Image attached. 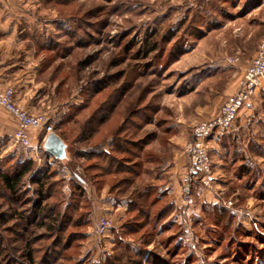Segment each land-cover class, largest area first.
<instances>
[{
  "label": "rangeland",
  "instance_id": "1",
  "mask_svg": "<svg viewBox=\"0 0 264 264\" xmlns=\"http://www.w3.org/2000/svg\"><path fill=\"white\" fill-rule=\"evenodd\" d=\"M38 2L43 7V24L55 22L43 29V34L50 37L53 46L59 44L58 55L53 50L44 54V67L52 66V75L43 78L46 89L54 94L51 111L55 115L62 112L60 117L70 114L85 102L84 94L93 82L105 80L109 87L77 117L82 121L95 103L124 86L119 111L113 118L118 119L119 114L125 118L135 110L134 120L139 125L135 139L146 140L141 152L143 160H139L146 173L119 195L116 190L109 191L111 179L104 185L103 194L102 189L97 191L90 180H85L81 208L73 217L84 224L80 228L67 227L63 233L48 234L44 229L29 227L20 240L7 231L12 223L0 225V264H27L22 252L26 241L36 251L35 264L137 263L132 253L129 260L115 263L119 255L114 250L116 233L132 252L142 248L141 238L149 240L143 248L156 256L149 258L153 264H264L263 94L241 110L231 130L218 135L213 144L210 140L212 187L207 190L196 180L192 188L194 205L185 215H180L179 207L181 178L189 165L184 145L191 139L192 127L213 118L236 92L264 38V0ZM145 42L157 48L141 57L139 50ZM233 59L238 61L232 63ZM7 116L0 108V172L4 173L14 169L15 159L33 150L13 147ZM66 127L57 132L65 130V154L51 163L59 187L44 203L48 209L62 198L61 212L70 201L71 183L80 175L79 167L87 165L75 158L76 151L85 145L77 142L80 133L70 131L73 123ZM8 156L14 157L10 163L3 161ZM42 157L39 154L42 162H38V156H34L37 169L47 165ZM145 158L149 163H142ZM29 180H24L25 191L19 194L22 204L17 211L29 210L37 199ZM169 183H177V187L171 191ZM147 188L152 191L149 203L156 197L160 201L153 208L146 207L149 216L145 227L135 235L124 232H130L134 223L144 222L136 211L126 214L107 205L110 212L103 213L98 206H92L99 205L109 192L110 197L122 203ZM84 201L90 204L91 213H87ZM228 202L232 204L230 208ZM10 204L15 207L17 203L9 202L0 183V216L7 213ZM168 205L171 209L157 221L159 211ZM38 216L36 222H46L41 214ZM101 216L112 223L104 237L94 235L95 222ZM71 238L70 248L60 255L53 254L57 251L55 242L65 247ZM50 247L53 252H48Z\"/></svg>",
  "mask_w": 264,
  "mask_h": 264
},
{
  "label": "trees",
  "instance_id": "2",
  "mask_svg": "<svg viewBox=\"0 0 264 264\" xmlns=\"http://www.w3.org/2000/svg\"><path fill=\"white\" fill-rule=\"evenodd\" d=\"M156 48L157 46L155 44L145 42L143 48H140L139 53L141 57L144 55L146 57V55L155 52ZM52 49L58 55L59 44L54 45ZM64 57L65 56H63V58ZM105 82V80L93 82L89 86V91L84 94L87 97L85 98V102L73 108L70 114H63L60 120L52 125L53 132L64 142L67 140L65 138V130L61 131V133L57 132L63 128H67L66 125L68 126V124L73 123V127L76 129L74 130V128L70 127V131H78V133H80V140H77V142H83V144H85L76 151L75 158L87 165L86 167H79L81 171L80 175H76L75 181L71 183L72 190L69 195L70 201L65 204L64 212L59 210L61 209L59 207L62 205V198H58L59 201L57 204L52 205V207L48 209L47 206H45L46 204L44 205L47 200L51 199V197L56 194H53V191L59 187V182L55 180L56 174L51 163H46L47 165L44 168L37 169L34 166V161L30 158L23 162L19 159H15L13 165L14 169L11 172H0V183L3 186L4 192L8 195L9 202L14 204L17 203L15 207H12L13 204H10L7 213L0 216V225H11L12 223V226H8L9 228H7V231L11 235H14L15 239L19 238L21 240L24 235L22 233L29 230V227L44 229L48 234H58L63 233L67 227L76 229L84 226L80 219L74 220L73 217H76L77 212L81 208L80 203L81 198H83L82 190L86 182L85 180H90L92 185L97 187L96 190L100 191L103 189L106 182L111 179L109 191L113 192L116 190L119 195L127 192L129 188L134 186L136 179L146 173L141 170L142 164L139 162V160H143L141 158V152L146 144V140L135 139L136 132L139 130V125L134 120L136 115L135 110L129 111L125 118L120 114L118 115V119L115 120L114 118L116 117L113 118L117 110L119 111L118 107L119 104H121L120 96L123 95L124 86L114 89L102 102L95 103L89 115L82 121L76 120L81 113L89 109V103L92 99L105 93L109 87ZM117 120H119V123H117ZM105 149H107V151H105ZM13 159V156H8L3 161L10 163ZM142 163H149V159L145 158V162L142 161ZM27 177L30 179L29 183L35 187L37 199L31 204L29 210L17 211L19 205L22 204L19 200V194L25 191L24 180ZM151 192L152 191L148 188L144 189V191L142 190V192L137 191L135 194H132L133 198L122 202L126 205V214L136 211L138 217L144 220L142 223H134L132 230L130 232H124L125 234L135 235L144 229L145 221H147L149 216L146 207L153 208L156 202L160 201V197H156L149 203V195ZM84 203L86 207H88L87 213H91L90 204L85 201ZM170 209L171 207L168 205L159 211L157 221L164 217L166 212ZM69 211L71 214H69ZM39 214H41L40 217L43 221L48 222L47 224H45L46 222H36ZM115 235L117 238L114 240V244H116L114 250L119 251V255L116 256L117 258H114L115 263H119L123 259L129 260L130 253L134 254L136 259H138L135 264H142L143 261L150 264L149 258L152 257V259H154V257H156L151 253H147L145 248H143L150 243L146 238H141L142 248L132 252L128 244H122L120 235L118 233ZM71 240L72 238L67 241L65 247L58 243V241L55 242L53 245L55 246L54 249L57 251L53 254L60 255L61 252L70 248L69 245H71ZM51 248L52 247L47 248L48 252H50ZM23 249L22 252L24 253L23 256L26 258V263L35 264L34 255L36 251L31 247L30 242L26 241ZM51 252H53V250H51ZM131 261L130 259V262Z\"/></svg>",
  "mask_w": 264,
  "mask_h": 264
},
{
  "label": "crops",
  "instance_id": "3",
  "mask_svg": "<svg viewBox=\"0 0 264 264\" xmlns=\"http://www.w3.org/2000/svg\"><path fill=\"white\" fill-rule=\"evenodd\" d=\"M38 1L0 0V84L2 87H11L14 90V99L17 105L30 113H45L52 124L56 123L57 118H61L62 112L55 115L51 111V104H55L54 94L46 89L47 85L43 79L45 75H52L50 72L52 66L49 65L47 69L44 67V54L53 50V42L48 35L44 36L43 29L55 22L43 24V7ZM49 82L53 81L49 80ZM55 112L57 113V111ZM7 118L11 130L14 132L15 123L10 116ZM217 136L211 138V144L215 142ZM45 138L42 131H32L30 133V149L34 150L37 146L42 145ZM33 150L32 153H26L17 159L21 161L30 158L36 161ZM45 161L52 163L54 158L45 153ZM38 162H42V160ZM168 187L173 191L177 187V183H169ZM104 191L106 190L102 189L100 192L103 194ZM110 194L109 192L106 199L101 200L99 205L93 203L92 206H98L97 209L103 213L110 212L107 205L116 210L126 211V205L115 201L110 197Z\"/></svg>",
  "mask_w": 264,
  "mask_h": 264
},
{
  "label": "built area",
  "instance_id": "4",
  "mask_svg": "<svg viewBox=\"0 0 264 264\" xmlns=\"http://www.w3.org/2000/svg\"><path fill=\"white\" fill-rule=\"evenodd\" d=\"M237 61V59L231 60L232 63ZM258 94H264V38L260 40L249 66L243 72L236 92L224 101L219 112L213 118L196 123L192 127L191 139L186 142L183 149L189 165L185 168L181 178L180 215H185L186 211L195 203L192 188L196 180H199L207 190L212 187L213 173L208 159L211 138L231 130L238 114ZM0 108L15 123L12 135V145L15 148L30 149V133L32 131H42L46 137L53 133V127L46 114L30 113L17 105L14 99V90L11 87H2L1 84ZM33 151L34 156H38V161L42 160L39 158V154L45 158L46 152L43 150V144ZM226 205L230 208L232 204L228 202ZM110 229H112V223L109 218L101 216L95 222L94 235L104 237Z\"/></svg>",
  "mask_w": 264,
  "mask_h": 264
},
{
  "label": "water",
  "instance_id": "5",
  "mask_svg": "<svg viewBox=\"0 0 264 264\" xmlns=\"http://www.w3.org/2000/svg\"><path fill=\"white\" fill-rule=\"evenodd\" d=\"M43 150L53 158L61 159L65 154L64 142L53 132L47 135L43 143Z\"/></svg>",
  "mask_w": 264,
  "mask_h": 264
}]
</instances>
